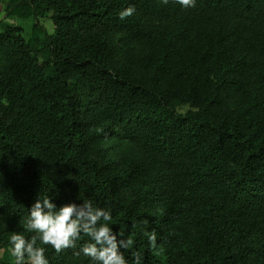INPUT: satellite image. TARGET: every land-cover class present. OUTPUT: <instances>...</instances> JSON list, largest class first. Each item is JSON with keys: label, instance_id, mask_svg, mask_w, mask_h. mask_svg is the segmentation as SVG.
<instances>
[{"label": "trees", "instance_id": "trees-1", "mask_svg": "<svg viewBox=\"0 0 264 264\" xmlns=\"http://www.w3.org/2000/svg\"><path fill=\"white\" fill-rule=\"evenodd\" d=\"M40 197L128 264H264V0H0V264Z\"/></svg>", "mask_w": 264, "mask_h": 264}, {"label": "clouds", "instance_id": "clouds-1", "mask_svg": "<svg viewBox=\"0 0 264 264\" xmlns=\"http://www.w3.org/2000/svg\"><path fill=\"white\" fill-rule=\"evenodd\" d=\"M175 2L185 8L196 6V0ZM162 3L166 5L169 0H162ZM134 12V7H128L119 13L120 19L130 17ZM111 220L110 211L93 207L91 201L69 203L58 208L50 197H40L31 207L24 225L26 231L35 235L27 239L22 234L12 233L7 251L14 264H49L46 246L59 255L65 250L76 249L83 235L88 242L79 248L77 255L82 253L93 264H128L121 249H130L134 242L131 237L123 238V233H114L109 226ZM148 239L151 246L156 247L154 230L148 233ZM133 257V264H141L139 252H134Z\"/></svg>", "mask_w": 264, "mask_h": 264}]
</instances>
